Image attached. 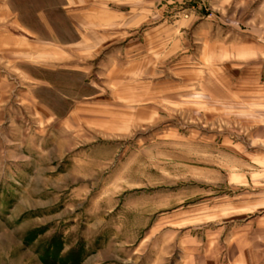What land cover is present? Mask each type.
<instances>
[{
	"label": "rangeland",
	"instance_id": "374dc122",
	"mask_svg": "<svg viewBox=\"0 0 264 264\" xmlns=\"http://www.w3.org/2000/svg\"><path fill=\"white\" fill-rule=\"evenodd\" d=\"M205 257L264 264V0H0V264Z\"/></svg>",
	"mask_w": 264,
	"mask_h": 264
},
{
	"label": "crops",
	"instance_id": "0c3cea01",
	"mask_svg": "<svg viewBox=\"0 0 264 264\" xmlns=\"http://www.w3.org/2000/svg\"><path fill=\"white\" fill-rule=\"evenodd\" d=\"M76 1V0H75ZM68 2H69V5H71V3H72V0H68ZM76 3V2H75ZM101 22V23H100ZM99 23L101 24V25H103V24H105L103 21H100ZM110 21H106V24L107 23H109ZM100 24H99V26H100ZM98 26V27H99ZM97 26H96V32L98 33V34H100V35H103V36H105L106 35V33H105V31H100V29L98 28ZM205 259H207V261L205 260V264H209L210 262H211V260L209 259V258H206L205 257ZM215 260V261H214ZM214 260H212V264H225V263H223V261L222 260H220V257H218L217 259H214ZM208 261H209V263H208ZM242 261H243V259H242ZM244 262V261H243ZM235 264H238V263H235ZM242 264V263H241Z\"/></svg>",
	"mask_w": 264,
	"mask_h": 264
}]
</instances>
